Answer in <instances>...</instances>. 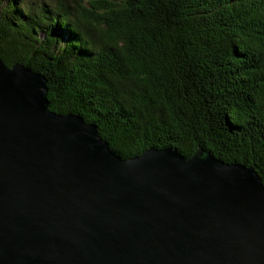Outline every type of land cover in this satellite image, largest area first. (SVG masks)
Returning <instances> with one entry per match:
<instances>
[{
	"label": "water",
	"instance_id": "1",
	"mask_svg": "<svg viewBox=\"0 0 264 264\" xmlns=\"http://www.w3.org/2000/svg\"><path fill=\"white\" fill-rule=\"evenodd\" d=\"M0 264H264V183L203 147L122 158L0 59Z\"/></svg>",
	"mask_w": 264,
	"mask_h": 264
},
{
	"label": "trees",
	"instance_id": "2",
	"mask_svg": "<svg viewBox=\"0 0 264 264\" xmlns=\"http://www.w3.org/2000/svg\"><path fill=\"white\" fill-rule=\"evenodd\" d=\"M0 59L122 158L203 147L264 183V0H0Z\"/></svg>",
	"mask_w": 264,
	"mask_h": 264
}]
</instances>
